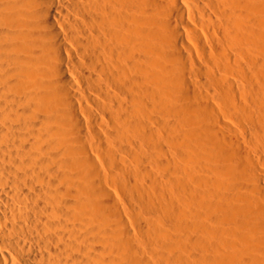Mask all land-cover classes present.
Wrapping results in <instances>:
<instances>
[{
	"label": "bare ground",
	"instance_id": "obj_1",
	"mask_svg": "<svg viewBox=\"0 0 264 264\" xmlns=\"http://www.w3.org/2000/svg\"><path fill=\"white\" fill-rule=\"evenodd\" d=\"M145 142L170 225L145 195L166 174L116 162ZM146 247L264 264V0H0V264H157Z\"/></svg>",
	"mask_w": 264,
	"mask_h": 264
},
{
	"label": "rangeland",
	"instance_id": "obj_2",
	"mask_svg": "<svg viewBox=\"0 0 264 264\" xmlns=\"http://www.w3.org/2000/svg\"><path fill=\"white\" fill-rule=\"evenodd\" d=\"M197 85H199L198 87H200V85L201 84H197ZM142 149L144 150V155L141 153V151H139V150H137V149H135L134 151L133 150H131V152H133V153H128L130 156H131V158H129V155L128 154H125V153H119V152H117V154L115 155V156H117V155H120V157L118 156V157H115L116 158V162H117V160H118V162H119V160H120V164L119 163H117L118 165H120L121 166V168H119L120 166H118L117 167V164H116V162H114L113 163V159L112 158H109V156L106 154V153H103V150H104V148L102 149V148H99V149H96L95 150V153L94 152H92L93 154H91V151H90V156L93 158V159H95V158H97V159H95V160H92V164L94 165V166H96V167H98V168H100L103 172H108V174H111V175H114L115 176V174L116 175H119L120 174V171H119V169H122V171L124 170V172H125V174H127L126 173V170H127V172L128 171H130V168H132L135 164H133L134 163V158L137 156V157H140V155H141V157H145L146 158V160L148 159L149 160V162H148V160H147V162H148V165H147V162L145 163V165L146 166H148V168H149V170H150V167H152V165H153V169L157 172V175H154V174H152L149 170H148V172H150L149 174H147V175H153V176H155L154 178H150V180L152 179L153 180V182L156 180V178L158 179H161V177H162V174L164 173V175L166 174V177H164V179H163V177H162V182H161V180L159 181V180H157V181H155V183H152V185H151V182H150V180L147 182V180L149 179V177L147 176V180H146V182H145V184H149L150 183V185L151 186H153L154 184L156 185V184H159L158 186H160L161 184H160V182L162 183V184H164L165 183V185H163V187L164 188H166V187H168V185H166V183H169V186L171 187H169V188H166L165 190L166 191H164L163 193L164 194H161L160 192H154L152 189H150L149 190V188L151 187H149V186H147V194H145L146 196H148L149 197V195H150V197L152 198L153 196L152 195H156V194H158L159 195V197L161 198V196L163 197V196H165L166 197V200L167 201H165V200H163V199H165L164 197L161 199L162 201H164V202H160L161 204H163V208L162 209H165V211L167 212L168 210H169V204L167 205L166 204V202H168V194H170L171 192H174L175 191V188L173 189L172 188V186H173V184H171V179H170V175L168 176V174H167V172L166 171H168V170H166V169H168V164L166 163L165 165H162L161 164V162H162V160H164V157H162V156H160L159 155V153L157 154V152H153L154 153V155L151 153V151H150V149H149V147H148V145L146 144V142H145V144L144 145H142ZM136 151V152H135ZM138 151V152H137ZM98 152H101V154L100 155H98L99 153ZM156 153V154H155ZM103 154H105V155H107L106 157H108V163L106 162V158H105V155H103ZM123 154V155H122ZM132 154H134V155H132ZM123 156V158H126L127 160H129V162L127 163L126 162V160H125V162H124V160L123 159H121L122 158V156ZM151 155H153V156H151ZM157 155V156H156ZM97 156H100L103 160L102 161H100L99 162V159H98V157ZM95 157V158H94ZM149 157H150V159H149ZM118 158V159H117ZM120 158V159H119ZM109 159L111 160V162L109 163ZM178 159V160H177ZM156 160H157V162H156ZM173 161H174V163H176V164H178V165H180V160H179V158L177 157V156H173ZM95 162V163H94ZM102 162V163H101ZM150 162H152L151 164H150ZM155 162V163H154ZM126 164V166H125V164ZM130 163V164H129ZM154 163V164H153ZM156 164V165H155ZM113 165V166H112ZM117 167H115V166ZM130 165H131V167H130ZM155 165V166H154ZM129 168V170L128 169H126V168ZM116 168V169H115ZM119 168V169H118ZM126 170H125V169ZM118 169V170H117ZM104 170H106V171H104ZM108 170V171H107ZM111 170V171H110ZM113 170V171H112ZM118 173H117V172ZM121 171V173H123L124 174V172H122ZM163 171V172H162ZM165 171V172H164ZM111 172V173H110ZM112 172H114V173H112ZM116 172V173H115ZM124 174V175H125ZM178 175H183V174H181V172L179 173L178 172ZM126 177H127V175H125ZM159 176V177H158ZM179 177H182V176H179ZM165 178H166V180H165ZM132 180L134 181V180H136V181H134V182H139V183H141L139 180H137V179H135V178H133L132 177ZM147 184V185H148ZM162 186V185H161ZM162 187V188H163ZM152 188V187H151ZM163 188V189H164ZM169 189H171V190H169ZM149 190V191H148ZM167 190H169L168 192H167ZM127 193V192H126ZM126 195H128V196H126V200H127V208H128V211H129V215L127 214V216H126V218L128 219V221H130V222H132L133 221V208H132V205H136V203H137V201H138V199H137V201H136V203H135V201L134 200H136V198H135V196H131L130 194H126ZM157 195V196H158ZM131 197H134L135 199L133 200V198H131ZM149 197V198H150ZM147 197H145L144 196V201H145V199H146ZM155 198H157L156 196H154L153 198H152V200L151 199H148V200H151V202L150 203H152V204H150V205H157V201H160V200H157V199H155ZM146 199V200H147ZM155 199V200H154ZM133 200V201H132ZM148 200H147V202H148ZM133 202L132 204H130V202ZM156 201V202H155ZM146 201L144 202V205H145V203H147ZM149 202L147 203V204H149ZM165 204L167 205V207L165 206ZM155 206H153V207H155ZM145 207V209H146V211L149 213V214H152L153 212H151L149 209H148V207H147V205H145L144 206ZM168 213V215L166 214V216L163 218H161L160 216L158 217V218H160V219H162V221L161 222H163V224H166V225H170L171 224V222H172V216H171V208H170V210L167 212ZM130 217H131V219H130ZM134 235V238L138 235H135V234H133ZM138 237L139 236H137L136 238L138 239ZM141 237H139V239H140ZM137 239H135L136 241H137ZM141 240V243H144V242H142V238L140 239ZM141 243H139L138 242V244L139 245H141L142 246V244ZM144 246H146V243L145 244H143ZM147 247L149 248V246L147 245ZM146 247V249L147 250H145V254L146 255H148V257H150L151 258V251H150V249H148ZM148 251V252H147ZM152 259V258H151ZM152 261H154V262H158L159 260L157 259H152ZM157 264H164V263H162L161 261H159Z\"/></svg>",
	"mask_w": 264,
	"mask_h": 264
}]
</instances>
